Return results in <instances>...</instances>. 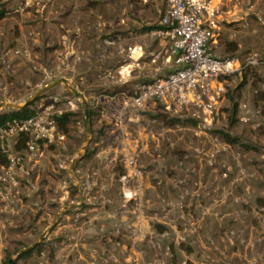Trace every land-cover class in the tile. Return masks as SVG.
Returning <instances> with one entry per match:
<instances>
[{
    "label": "rangeland",
    "instance_id": "374dc122",
    "mask_svg": "<svg viewBox=\"0 0 264 264\" xmlns=\"http://www.w3.org/2000/svg\"><path fill=\"white\" fill-rule=\"evenodd\" d=\"M165 9L166 0H0V10L6 13L0 20V104L21 107L44 86L65 78L83 94L93 114L92 134L88 135L81 100L62 84L35 101V110L54 104L57 110L71 112L73 116L65 141L45 149L39 166L23 181L13 203L0 204V264L16 258L15 264H69L63 250L64 231L58 233L57 227L66 222L72 224L68 232L73 231L76 245L84 250L85 247H80L85 242H79L81 237L77 236L80 226L90 222L91 232L97 222L108 230L111 225L120 226L122 223L116 217L121 187L118 179L124 173L123 155L132 154L130 147L134 140L140 144L137 158L146 172L141 181L142 203L151 202L158 207L162 198L177 201L184 189L193 191L184 197V202L200 203L201 208L211 210L208 213L193 209L190 214L185 210L182 215L198 217L204 228L210 225L209 229L222 222L221 235L216 231L221 240L215 241V246L225 251L223 255L231 256L239 250L242 253L248 246L249 252L252 247L258 255V262L251 264H264V243L257 241L255 226L241 223L249 217L264 219V69L249 67L241 77L229 79L221 113L210 129L192 124L186 113L172 115L159 108L138 113L122 103V98L132 95L143 80L152 79L135 77L134 69L138 68L129 64L141 48L145 54L158 52V48L154 52L151 49L156 37L153 31L143 29L159 27ZM254 10L261 12L262 19L254 17L255 21H251L256 34L248 42L260 49L257 52H264V0H258ZM9 110L13 109L0 106V114ZM243 116L249 120L242 121ZM130 118L137 120L129 121ZM218 132L237 138L239 144H227ZM100 138L104 139L101 148L106 150L112 145L117 149L116 155L108 152V157L112 156L116 162L109 165L100 161L95 167H82L78 163L70 174V165L77 154L90 155ZM242 145L252 148L244 149ZM103 167L105 176L92 174L94 168ZM111 171L114 175L110 177ZM81 188L86 207L72 212V206L80 203ZM254 203L259 204L257 209H246ZM224 206L230 208L228 213H222ZM141 211L148 216L159 213L146 208ZM126 215H131L127 216L129 219L133 217ZM57 216H60L57 224L49 231ZM176 216L173 213L168 220L173 221ZM225 225V229L221 228ZM44 232L39 251L18 259V251L32 246ZM131 241L132 245L127 242L117 251L114 246L111 249L103 246L100 239L91 240L86 245L92 253L81 261L91 260L92 264L95 257L97 264L98 257H104L103 264L147 263L154 255L149 243H142L147 251L140 259L136 250L135 258L129 256L135 240ZM165 244L171 247L168 264H180L185 251H192L195 246L192 241L177 245L168 240ZM258 244L263 245L261 250ZM234 256L230 259L221 256V260L240 264L238 256Z\"/></svg>",
    "mask_w": 264,
    "mask_h": 264
},
{
    "label": "built area",
    "instance_id": "2783aa9c",
    "mask_svg": "<svg viewBox=\"0 0 264 264\" xmlns=\"http://www.w3.org/2000/svg\"><path fill=\"white\" fill-rule=\"evenodd\" d=\"M217 17L218 9L211 8L207 0H166V9L159 21L161 28L155 32L167 41L166 52L177 67L164 76L139 85L132 95L122 98V103L138 113L154 112L158 108L172 115L186 113L202 129L213 127L221 113L229 79L241 77L249 67L264 69V52H254L243 60L213 55L208 43L213 42L219 30ZM159 55L155 54L151 62L154 63ZM243 109L249 114L245 105ZM62 113L54 108V104H49L35 110V115L29 119L12 120L0 126V204L13 203L23 181L39 166L45 149L65 141L66 136L55 121V117ZM248 120V116L242 117V121ZM23 140L24 145L19 149ZM131 153L123 155L124 173L118 179L121 187L116 217L121 223L126 213L133 217L128 218L130 222L124 229L121 228L124 224H115L111 235L119 237L122 231L131 234L130 240H135L133 247L138 242L149 243V250L154 255L144 264H168L171 247L164 245V242L171 240L177 245H185L189 241L194 243L193 237L202 226L198 217H185L183 212L188 210L190 214L195 209L202 212L207 210L209 213L211 207L201 208L200 203H185L184 197L193 193L188 189H184L177 201H165L162 198L157 203L158 207H153L151 202L142 203L144 189L141 181L146 172L139 165L138 151ZM226 176L227 173H224L223 177ZM142 208L159 213L148 216L141 211ZM173 213L178 216L173 221L168 220ZM143 222L148 226V233L135 234L134 229ZM158 226L163 228L159 230ZM231 234L234 235V232ZM113 246V249L123 247L117 240ZM110 258L116 260L113 254H110ZM180 264L193 263L186 255Z\"/></svg>",
    "mask_w": 264,
    "mask_h": 264
},
{
    "label": "crops",
    "instance_id": "0c3cea01",
    "mask_svg": "<svg viewBox=\"0 0 264 264\" xmlns=\"http://www.w3.org/2000/svg\"><path fill=\"white\" fill-rule=\"evenodd\" d=\"M207 1L209 2V6L211 8L213 7V8L218 9L217 18L219 22V30L217 31L216 37L213 40V42L208 43V46L211 52L213 53V55L219 58H223V59L224 58H238V59L243 60V54L248 52L247 55H249V54H252L260 50L256 48L255 45L253 46V44L248 42L249 41L248 39L254 36V34H256V30H255L256 28L252 27L253 23H251V21H255L253 20L254 17L258 18L259 21H261L262 19L261 12L254 10L255 4L257 3L258 0H253L255 1V3H252L251 0H207ZM259 24L261 25V23ZM151 33L152 35L156 36L155 42L151 45V49L153 48L154 50L152 52H154L155 49L157 50L158 48L157 53H160L158 58H156L155 62L152 63L151 60L154 59V55L157 53L147 52L146 54H149V55L146 56L145 52L141 48L140 54L134 57V59H132L131 63L129 64V66L133 65L135 68H138L137 69L138 71L134 69L135 77L137 76L139 79L152 78L150 80H143V83H147V82L152 81L154 78L164 76L165 73H169L170 71L174 70L177 67V65H175L173 61L171 62L172 59L171 57H169L168 52H166L167 41L163 37L158 36L155 31ZM148 56H149V59H148ZM133 120L136 121L137 119H133ZM103 141L104 139L100 138L98 141L94 143V147H96V149L95 148L92 149V151H94V154H92V156L90 155L86 158H84L85 154L82 156L81 160L79 161L80 166L95 167V165H97L100 161L101 163L104 162L105 164H109V165L114 162L115 159L112 156L108 157V152L110 151L116 152L117 149H115L112 145L108 146L106 150L104 148H101L102 145L100 144ZM141 145H142V142H141ZM139 147H140V144L138 143V140H134L131 143L130 150L134 152V149H135V152H136L140 149ZM104 170H105V167H103L102 170H99L98 168H94L92 170L93 171L92 174L103 177L105 176ZM102 171L104 173H102ZM109 173L111 174L110 177L114 175V172L112 171ZM79 195H80V190H79ZM259 203H263V202H259ZM258 205L259 204L254 203V205H249L246 209L247 210L248 209L252 210L254 208L257 209ZM72 207L73 209L71 211L76 212L74 205ZM222 210H223L222 213H228L230 211V208L224 206ZM127 216L129 217L131 215H126L124 218L123 217L121 218L122 224H124L125 226L126 224H129L130 222ZM248 219L250 220V222ZM125 220H127L128 222H126ZM86 223L88 225L86 224V226L85 225L80 226L79 228L80 231L78 232L79 235H77L81 237V240L79 239V242H83V241L85 242V244H83L82 247H80V248L85 247L84 250L79 249V246L76 245V241L73 239V235H72L73 231L71 232V234L68 232L72 224H69V222H66L60 227H57L56 231L58 233H62L64 231V237L66 241H64L63 250H64V254H66V256L69 258V264H73V263L74 264H90L91 260L89 262L85 261L86 263L81 260H84L85 258L89 256V253H92L88 249V246L86 245V243H90L91 240L93 241L94 239H100L101 242H103V246L105 247L109 246L110 249L116 240L119 241L123 246L127 242L132 245L131 243L132 241L126 234L127 232L125 233L124 231H122L119 237L112 236L111 235L112 225L108 227V228H111V230L110 229L108 230L107 227H105V225L104 226L98 225L99 222L93 224L94 229L91 232V230L89 231V229L91 228L90 222H86ZM241 223H242V226L253 224L255 226L254 233L255 235L259 236L257 237V241L264 243V219H258L256 217L252 219L251 217H249V218L241 220ZM221 224L223 223L220 222L218 226L214 224L213 229H209L210 225L208 224L207 227L204 228L205 224L203 223L198 233L193 237V239L195 240L194 249L192 247V251H189V252L185 251V253L187 254L184 253V256L187 255V257L190 259V261L193 264H231V262L229 261L225 263L223 260H221L222 259L221 256H223L224 258L229 257L230 259L232 257L235 258L234 255L238 256L239 258L238 262H240V264L255 263L257 261L256 258L258 257V255L254 254L252 247L250 248V252L248 251L249 247L247 246L245 247L242 253H239L240 250L239 252H236L235 254L231 253L232 254L231 255L232 257H231L229 255L228 256L223 255L225 251L224 252L222 250L220 251V249L215 246V241L216 243H219L221 240L220 238H217V235H216V231L218 235H221L220 234ZM222 226L221 228L225 229L227 225H225L224 227ZM157 228L161 230L163 227L158 226ZM205 229L207 230L209 229V230L206 232V234H203ZM134 230L137 231V233L146 234L148 233V226L145 225V223L143 222V224L140 223L139 226L135 228ZM254 233H250V235H253ZM259 244H258V247L261 250V247L263 245L259 246ZM135 250L138 251L139 254L141 253L139 255L140 257H143V254L145 253V251H147V247L144 244L139 243V242L135 244V247L132 246L130 250V254H129L131 258L132 257L135 258L134 257ZM117 251H119V249ZM181 253H183V251ZM256 253L258 254V252ZM103 258L104 257L102 258L98 257L99 261L97 264H100V263L103 264L102 262ZM216 258H218L219 260H217ZM260 264H262V262Z\"/></svg>",
    "mask_w": 264,
    "mask_h": 264
},
{
    "label": "trees",
    "instance_id": "16d2710c",
    "mask_svg": "<svg viewBox=\"0 0 264 264\" xmlns=\"http://www.w3.org/2000/svg\"><path fill=\"white\" fill-rule=\"evenodd\" d=\"M5 11L4 10H0V20L2 18H4L5 16ZM161 27H147L145 29H143L145 32H151L157 29H160ZM151 82V81H150ZM148 83V82H147ZM43 97V95H41V97H39L36 101H38L39 99H41ZM34 103H31L30 105L24 106L19 110H9L5 113H1L0 114V126L5 125L6 123L12 121V120H25V119H29L31 117H33L35 115V109L33 108ZM92 112H91V116H92ZM73 116V114L71 112H66V113H62L61 115H58L55 117V121L57 123L58 129L66 135L67 133V126L68 123L70 122V118ZM189 122H191L192 124L196 125L197 121L194 119H190ZM218 134L220 135V137L227 143L230 145H235V144H239V140L237 138H233L231 136H229L228 134L224 133V132H218ZM24 145V140L21 143V147H19V149L22 148V146ZM244 149H251L252 147L247 146V145H242ZM94 154V151L90 152V155ZM89 154L87 155V153H85L84 158L90 156ZM42 244V243H41ZM41 244L37 245L33 250L24 253V254H20L18 255V259H25L28 258L29 256H31L33 254V252L35 251H39ZM9 260V259H8ZM8 260L4 261L3 264H8ZM15 264V263H14Z\"/></svg>",
    "mask_w": 264,
    "mask_h": 264
},
{
    "label": "water",
    "instance_id": "95a60500",
    "mask_svg": "<svg viewBox=\"0 0 264 264\" xmlns=\"http://www.w3.org/2000/svg\"><path fill=\"white\" fill-rule=\"evenodd\" d=\"M64 85V87L66 88V90H68L72 95H74L76 98L81 100V104L83 106V111H84V125H85V131L88 135L92 134L91 131V112H90V107H89V103L86 101L85 97L83 96L82 93H80L79 91H77L72 85H70L68 83V80L65 78L62 79H58L56 81H54L53 83L44 86L42 89H40L39 91H37L30 99H28L23 106L21 107H13L11 105H6L1 103L0 106H4L8 109H13V110H19L24 106L30 105L31 103L35 102L44 92L58 86V85ZM85 149V147H83V150ZM77 158H75L72 161V164L70 165V174L73 173V171L75 170L76 165L79 163V161L82 158V154L78 153L77 154ZM80 190V203L78 205H74V207L78 210L82 209L85 207V198L83 196V192L81 189ZM60 216L57 217V220L55 222H53L52 226L49 228V231H51V229L57 224V221L59 220ZM46 236V232H44L40 237L39 240L37 242H35L32 246H29L27 248L21 249L20 251H18V253L16 254L17 256L20 254H24L27 253L31 250H33ZM17 259V258H16ZM16 259H10L8 261V264H13L14 261Z\"/></svg>",
    "mask_w": 264,
    "mask_h": 264
}]
</instances>
